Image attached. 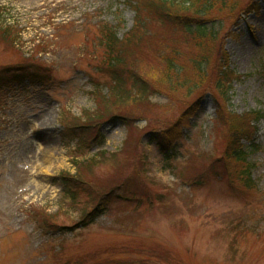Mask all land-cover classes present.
<instances>
[{
	"label": "rangeland",
	"instance_id": "obj_1",
	"mask_svg": "<svg viewBox=\"0 0 264 264\" xmlns=\"http://www.w3.org/2000/svg\"><path fill=\"white\" fill-rule=\"evenodd\" d=\"M124 1L0 0L8 8L4 22L20 29L17 48L0 41V71L49 66L38 69L42 76L18 81L23 89L0 88V264H264V118L254 136L260 147L248 156L254 186L245 189L212 170L204 173L224 169L215 160L225 143L224 127L214 124L222 101L215 77L209 88L172 100L150 82L140 93L127 69L121 83L131 95L109 94L115 78L102 66L105 52L96 43L101 25L118 36L135 25L136 11ZM252 1L233 19L203 18L228 54L234 77L225 103L238 113L264 110V6L239 4ZM154 25L158 40L172 37L171 29ZM156 42L141 40L145 48L129 58V68L161 67ZM111 112L131 117L137 145L122 146L128 125ZM92 120L103 121L96 126L102 145H94L90 131L84 143L90 147L79 149L65 125ZM176 120L178 137L166 160L148 131ZM100 150L108 152L102 157ZM75 161L84 179L110 193L106 212L88 225L81 209L95 203L64 199L58 178L62 171L74 174ZM39 211L56 224L46 225Z\"/></svg>",
	"mask_w": 264,
	"mask_h": 264
},
{
	"label": "trees",
	"instance_id": "obj_2",
	"mask_svg": "<svg viewBox=\"0 0 264 264\" xmlns=\"http://www.w3.org/2000/svg\"><path fill=\"white\" fill-rule=\"evenodd\" d=\"M241 0H125L129 6L136 11L135 25L127 30L122 36H118L111 25H101L102 34L98 44L102 51L105 52L102 66L110 70L115 78V84L112 87L111 95L123 94L131 95V92L121 83L123 77L122 72L130 73L134 76V86L138 90L146 89L147 82L155 87L159 92H162L172 100H178V97L189 98L193 92L200 88L208 86L209 82L215 77L214 87L218 89L222 97L219 106L216 110V118L214 124L224 127L225 143L219 158L216 161H222L224 169L215 167L206 169L205 172L213 171L216 176H226L229 184L233 182L239 187L249 189L254 186L252 178V168L254 163L249 161L248 156L259 149V145L255 143V133L257 124L264 118V110L250 109L241 113L230 110L226 107L228 100L229 82L234 77L233 70L228 67V54L221 47L218 40V31L213 26H208L203 22V18H235L238 12L248 11L252 4L257 1L246 2L243 5L239 4ZM262 1L264 5V0ZM251 3V4H250ZM242 6V8L240 7ZM237 7H240L236 9ZM8 8L0 5V41L2 40L7 46L16 47L20 41L18 37V29L15 25L4 22L2 18ZM238 11V12H237ZM240 14V13H239ZM203 16V17H202ZM155 24L158 29L172 30V37L163 40V36L158 40L150 31L149 23ZM103 24V23H102ZM155 32V36H159ZM148 41L156 40L159 42L157 52H162V65L151 71L146 69L139 72L135 70V66L128 65V60L133 57L136 52L145 48L139 47L141 40ZM156 42V43H157ZM97 45V46H98ZM149 48H152L151 45ZM28 58V57H27ZM26 64V63H25ZM49 67L45 63H32L25 65H9L5 66L0 71V88L11 91L18 86V81L26 74L42 76L38 69H46ZM138 76V77H137ZM28 77H31L28 75ZM135 82L137 85H135ZM34 83H32L33 86ZM37 86L42 87V83H37ZM209 88V86L207 87ZM206 89V88H204ZM108 94V93H107ZM106 94V95H107ZM137 93H132V96H137ZM126 96V97H127ZM145 97V96H144ZM141 100V98H138ZM189 103L190 106L196 104ZM195 106V105H194ZM193 106V107H194ZM111 118L121 119L128 125V133L123 142V145L136 142L138 137L137 127L133 125L131 117L125 116L118 112H111ZM177 120L170 124V128L151 129L148 133H152V140L157 148L163 154L164 159H168L173 151V144L177 141L178 131ZM103 121H83L78 123L71 122L65 125V131L71 134L76 139V144L79 149L85 148L87 133L93 131V139L100 146L103 137L99 134L96 126ZM132 126V127H131ZM156 130V131H152ZM134 145H137V143ZM78 149V150H79ZM108 151L100 150L98 155L103 156V153ZM110 158L118 161L116 152L110 153ZM87 158H82L79 164L86 162ZM79 166L74 174L62 171L58 175L62 185V194L64 199L68 198L73 202L79 203V200L84 197L86 203L94 202L92 209H81L84 224L88 225L94 222L99 214L106 212L108 206L109 191L100 190L93 182L84 179L86 176ZM215 169V171L213 170ZM114 189V188H113ZM81 200V201H84ZM87 199V200H86ZM84 204V205H85ZM43 216V221L50 227L55 225L51 216H47L40 212ZM72 229V227H69ZM121 264H133L128 261H121ZM144 262V261H143ZM70 264H73L70 261ZM146 264V263H143Z\"/></svg>",
	"mask_w": 264,
	"mask_h": 264
}]
</instances>
